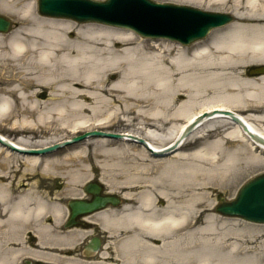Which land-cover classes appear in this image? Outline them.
<instances>
[{
  "label": "bare ground",
  "instance_id": "obj_1",
  "mask_svg": "<svg viewBox=\"0 0 264 264\" xmlns=\"http://www.w3.org/2000/svg\"><path fill=\"white\" fill-rule=\"evenodd\" d=\"M156 3L228 6L231 19L183 45L44 15L37 0H0V14L16 18L0 32V122L9 119L16 134L0 133L10 145L0 142V240L24 230L32 213H47V202L33 195L37 181L57 178L71 193L100 169L104 193L120 204L99 218L104 228L133 233L126 242L143 248L140 263L264 264V223L222 215L213 198L215 187L229 189L264 166V144L250 134L264 138V0ZM112 124L120 137L95 134L54 157L33 152L60 142L38 131ZM16 161L30 172L6 169ZM26 180L34 184L25 188ZM33 197L39 203L31 211ZM59 207L49 209L55 223Z\"/></svg>",
  "mask_w": 264,
  "mask_h": 264
},
{
  "label": "flooded vegetation",
  "instance_id": "obj_2",
  "mask_svg": "<svg viewBox=\"0 0 264 264\" xmlns=\"http://www.w3.org/2000/svg\"><path fill=\"white\" fill-rule=\"evenodd\" d=\"M88 182L78 188L73 186L74 191L72 189L71 193H67L61 187L62 184L48 189L43 181L35 183L37 192L33 195L40 197L43 203L47 202L49 209L52 205H61L62 216L55 223L49 209L45 215L32 213L30 223L19 234L12 230L6 231L4 241L0 240V251L5 253L7 261L1 264H142L139 262L142 258L139 253L143 248L126 242L133 235L132 232L104 228V220L99 218L104 206L71 215L70 201L81 199L86 202L94 197L85 190ZM91 182L89 188L92 191L99 189L98 194L104 196L103 181L94 176ZM27 184L24 183V186ZM38 203L33 197L28 207L32 211ZM146 238V243L155 246L161 244L160 240L154 239L151 243Z\"/></svg>",
  "mask_w": 264,
  "mask_h": 264
},
{
  "label": "water",
  "instance_id": "obj_3",
  "mask_svg": "<svg viewBox=\"0 0 264 264\" xmlns=\"http://www.w3.org/2000/svg\"><path fill=\"white\" fill-rule=\"evenodd\" d=\"M38 10L45 15L65 16L78 21H97L127 26L143 36H164L180 40L183 43L204 37L211 28L222 25L231 19V16L225 13L203 11L186 5L160 4L152 0H38ZM8 25V19L0 16V31H6ZM261 69L262 67H258L256 72L260 73ZM91 134L120 137V135L110 133L92 132ZM250 134L256 141L264 144L263 137L254 133ZM184 135L182 134L176 141V145ZM85 136L87 134L33 152L45 153ZM138 140L141 141V139ZM0 142L9 145V142L1 135ZM102 201L100 197L96 196L89 203L75 202L76 204L71 203L70 207L72 209H92L100 205ZM108 202L116 205L118 198L104 195V206ZM217 211L254 222H264V173L256 175L243 184L235 199L224 201L219 198Z\"/></svg>",
  "mask_w": 264,
  "mask_h": 264
},
{
  "label": "rangeland",
  "instance_id": "obj_4",
  "mask_svg": "<svg viewBox=\"0 0 264 264\" xmlns=\"http://www.w3.org/2000/svg\"><path fill=\"white\" fill-rule=\"evenodd\" d=\"M154 1H158V2H164L165 0H154ZM36 8H37V6H36ZM202 9V8H201ZM226 9V10H225ZM227 9H228V6H226V7H224V9L223 10H220L221 12H225V11H227ZM214 11V10H213ZM2 15H4V16H6L9 20H10V23H11V25H10V30H12L13 28H14V26H15V22H16V18L15 17H13V16H9V15H7V14H2ZM10 30H8L7 32H9ZM7 32H5V33H7ZM75 36V31H70V32H68V34H67V37L68 38H73ZM112 78H113V76H111L110 77V80H112ZM41 100H44V98H42ZM86 114H88L89 115V113L87 112ZM11 115H14V114H11ZM31 115H33V114H31ZM5 121L3 122V123H1L0 122V133H2V134H5V135H8V136H10V137H15L16 136V134H15V132L13 131V130H11L10 129V120L9 119H4ZM71 128H67V129H64V130H62V131H58V132H56L55 134H42L41 133V131H38L39 133L38 134H41V135H43V136H45L44 138H50V139H53V140H59V141H61V140H63V139H67V138H69V137H71V136H73V135H76L77 134V132L78 133H82V132H84V131H88V129L89 130H107L109 133H113V132H115L116 133V131H118V130H120V129H122L121 128V126L120 125H117V124H112V125H109L108 127H103V126H96V127H91V128H82V129H80L79 128V130L78 131H75V129H72V130H70ZM13 131V132H12ZM113 131V132H112ZM37 132V131H36ZM88 137H85V138H83V140H79V141H77V143L78 142H80L79 144H82L83 142L82 141H84V140H86ZM111 139H113V138H111ZM85 143V142H84ZM73 145H76V143H74V144H72V145H67V146H64V147H61V148H59V149H56V150H54V151H50V152H48L47 153V155H43V157L45 158L46 156H52V157H54V156H57V154L58 155H60V154H62V153H65L68 149L70 150V148L73 146ZM62 156V155H61ZM43 157H41V158H43ZM14 164V167H10V168H6L7 170H15V169H18L20 166V168H22V170H25V172L26 171H29L30 172V169H28V167H26V166H24V164H22V162H20V161H16V162H13ZM262 171H264V166L263 167H260V168H257V169H255V170H253V171H251V172H249L248 174H246V175H244V176H242L241 178H239L236 182H234V184H233V186L231 187V188H229V189H221V188H218V187H215L214 188V192H213V198L215 197V205H217V203H218V197H219V195H221L224 199H230V198H232L234 195H235V193H236V190H237V188L244 182V181H246L247 179H249L250 177H252L254 174H256V173H259V172H262ZM93 174H97V176H101V170L100 169H97V170H94L93 171ZM44 175V174H43ZM92 175V174H91ZM45 176V175H44ZM99 176V177H100ZM50 176H45L43 179H41V181H37L36 183H38V182H44L45 183V185H46V188H50V189H52L54 186H56L57 185V183H60V184H62V185H65L66 183L64 182V181H60L59 179H57V178H49ZM25 183L27 182V180L26 181H24ZM28 184V187H30V185L29 184H31V185H33L34 183L32 182V183H30V182H27ZM75 186V185H74ZM110 186V185H109ZM112 186H114L113 184H112ZM262 227L264 228V225H262Z\"/></svg>",
  "mask_w": 264,
  "mask_h": 264
}]
</instances>
